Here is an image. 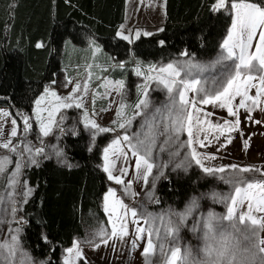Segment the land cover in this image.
Returning a JSON list of instances; mask_svg holds the SVG:
<instances>
[{"label": "snow or ice", "instance_id": "1", "mask_svg": "<svg viewBox=\"0 0 264 264\" xmlns=\"http://www.w3.org/2000/svg\"><path fill=\"white\" fill-rule=\"evenodd\" d=\"M230 9L231 24L227 30L226 38L220 45L221 54L208 65L194 63L192 60H173L167 64L149 65L144 68L137 66L135 75L144 78V83L137 85L138 102L131 105L133 114L125 115L126 105L121 102L116 111L117 119L113 121L123 134L117 133L108 146L103 149V170L107 173L110 181L116 185H122L121 196L117 195V189L109 187L104 195L105 212L112 224L111 232L100 229L98 235L103 237V243L107 244L109 238L123 239L128 233V224L136 225L135 238L131 240L133 249L138 248L139 242L146 239L142 258L145 264H264V180L255 177H246L243 173L257 172L264 176V171L245 167L240 168L233 164L229 166L212 167L206 166L205 161L215 159L214 156L201 153L197 150L206 146L209 135L219 139L225 132H231L240 124L239 109H244L248 114L247 120H252L251 113L257 109L264 111L261 104L264 103V7L257 3L245 2V0H216L211 5L212 12ZM162 31V29H161ZM258 41L255 50L252 51L253 40ZM139 39L141 35H152V33H135ZM123 40H129V36L117 32ZM161 44L164 42L161 41ZM42 45L37 44V47ZM188 56L190 54L183 53ZM231 62L226 71L221 74L219 82L213 83L215 88L205 87L206 81L197 79L194 71L203 73L208 68ZM123 67V65H120ZM154 73V74H153ZM255 73V75H254ZM53 84L56 82L53 81ZM70 83V81H69ZM154 85L153 91L159 90L166 93V100L159 106H154L150 99L149 87ZM115 87L123 92L125 81H116L113 85L107 81L104 87ZM251 89H255L254 96L249 95ZM88 83L77 82L68 96L61 97L56 91L46 87L43 93L34 101L35 120L39 125V132L47 137L52 133L53 126H59L65 119L56 114L61 109L84 108L83 96L78 93H87ZM193 93L191 99L188 94ZM107 94V93H106ZM239 98V103L233 105V101ZM95 97H93V101ZM212 105L226 109L229 115L236 117L234 123L225 120L223 124H210L204 128L202 116H211V113L203 112L197 105ZM44 113H47L44 115ZM93 115L95 113L93 112ZM10 113L0 111V117L7 118ZM143 117L140 130L129 134L133 120ZM260 123L259 120L255 121ZM10 137L8 140L0 139V148L16 154L19 158L13 161L10 155L0 154V178L4 180L5 191L0 192V206L10 203L13 221L21 227L10 228L9 237L0 241V264H33L30 255L21 247L20 234L22 225L26 223L21 217L16 220L17 208L14 202V189L20 185L23 189L21 195L23 202L32 194V188L27 187V182L21 184L20 176L25 167V153L29 156V163L36 164V155L44 152L43 147H33L27 143L20 151V145L13 144L12 138L18 137L17 121L11 120ZM83 124L85 128L95 130V133L115 132L116 128L101 127L94 119L90 118L87 110L83 112ZM32 129V123L28 116L23 117L22 130L27 134ZM187 132V140L180 141V133ZM203 133V139L201 134ZM3 136L2 125H0V137ZM160 136H165L163 145L159 151L164 152L172 144L177 145L176 151H170L169 163L181 155L179 148H186L182 160L175 165L185 171L193 164L198 166L205 175L219 179L228 185L227 193L213 191L212 199L226 206L224 214H217L209 210L202 213L195 221L192 231L198 232L199 244L193 249L190 243L181 244L180 231L188 218L199 209L197 198H192L182 211L169 209L165 213H152L146 210L145 205L139 204L130 207L124 202L123 196L135 197L136 192L132 190V180L125 182L124 177L128 175V167L117 169V161L128 160L129 154L135 158L136 178L142 180L145 185L149 183L153 169L159 172L153 177V182L164 175L159 171L162 165L153 158V150L157 147L156 141ZM178 142V143H177ZM56 155H62L57 152ZM8 165H14L9 173ZM231 169V171H229ZM175 170V169H174ZM114 171L119 174L114 175ZM8 173L7 175H5ZM145 199L159 203L154 199L152 191L146 193ZM137 207L141 210L138 212ZM6 209L0 207V223H4L3 216ZM98 246V245H97ZM82 258V249L79 242L66 249L63 264H77Z\"/></svg>", "mask_w": 264, "mask_h": 264}, {"label": "trees", "instance_id": "2", "mask_svg": "<svg viewBox=\"0 0 264 264\" xmlns=\"http://www.w3.org/2000/svg\"><path fill=\"white\" fill-rule=\"evenodd\" d=\"M245 1L264 7V0ZM215 2L167 0L162 31L131 43L116 35L117 25L125 19L126 0H0V105L9 106L15 116L29 112L60 69L74 71V62L69 60L74 56L61 46L78 31L98 36L112 56L107 64H118L109 66L110 76L128 77L129 85L133 81L130 69L137 61L147 65L191 59L208 65L221 53L231 23L226 10L211 11ZM38 41L43 48L35 47ZM108 139V134H102L90 147L88 134L79 128L61 141L71 165L42 159L25 169L24 179L33 191L19 213L26 221L21 244L36 261L63 264L64 249L77 237L83 238L86 227L108 223L103 199L109 180L101 167ZM164 172L156 185L159 203L151 206L156 210L181 211L194 197L203 202L214 181L197 167L186 171L166 167ZM186 229L182 227L183 235Z\"/></svg>", "mask_w": 264, "mask_h": 264}, {"label": "rangeland", "instance_id": "3", "mask_svg": "<svg viewBox=\"0 0 264 264\" xmlns=\"http://www.w3.org/2000/svg\"><path fill=\"white\" fill-rule=\"evenodd\" d=\"M249 3H254L251 1H245ZM166 3V2H165ZM226 11L230 14L231 10L226 9ZM151 15V18L149 17ZM166 13H165V5L162 6L161 4H156L155 0H140L139 9L136 13L133 11H129L126 26H127V34L130 37L136 40V32L141 33H155L161 31L163 29L165 20H166ZM231 24V23H230ZM230 27V25H229ZM228 27V29H229ZM227 35V33H226ZM142 36V35H141ZM140 36V37H141ZM226 36L224 37V39ZM223 39V40H224ZM131 41V40H130ZM258 41V33L257 37L253 40V47L252 51L255 50V45ZM223 42V41H222ZM133 43V42H132ZM96 51H99V48ZM96 52V53H97ZM221 54V53H220ZM219 54V55H220ZM182 59L180 61H184ZM191 60V59H190ZM231 62H224L221 65H216L213 68H208L203 73L198 71H194V76L197 79H201L206 81L205 87L208 88H215V84L213 83L214 80L219 82L221 79V74L226 71L227 65ZM164 63H156V64H141L137 61V65L131 66V74L133 75L132 84L129 85V78H121L115 79L110 76L112 67H116L118 64L109 65L107 68H100L93 66H79L75 68L74 71H70L68 69H60L56 74V77L52 81H48L44 88L48 87L53 91H56L57 94L61 97L68 96L72 92V88L75 86L77 82L81 83L82 87L85 81L88 83V91L87 93H78V95L83 96L84 108H69V109H61L60 112L56 114V118L59 119L60 115H63L65 119L59 126L54 125L52 133L44 137L39 132V125L35 120V104L33 103V107L29 112H24L19 116H15L9 106L7 105H0V111H7L10 113V116L7 118L0 117V125H2L3 136L0 137L2 140H8L10 137V130L12 127L11 120L16 119L17 121V129H18V137L12 138L13 144L20 145V151H23V146L25 143L31 145L33 147V151L36 147H43L44 152L40 155H36L35 159L39 162L42 159H53L54 161L58 162L59 164L63 165H71V162L67 155L65 154L63 147H62V138L65 134L68 133H75L79 128L84 130L89 136V143L90 147H93L96 144L97 139L102 134H108L109 139L103 146V149L108 146L110 141L116 137L117 133L123 134L124 130L119 129L116 125L113 124V121L117 119L116 111L119 108L121 102L126 105L125 108V115L131 116L133 114V108L131 105H134L138 102V95L137 92V85L144 83L143 77H138L135 75V69L137 66H144L147 68L149 65H161ZM167 64V63H165ZM85 65V64H84ZM122 65V64H120ZM154 74V73H153ZM255 75V73H254ZM123 80L125 81V87L123 92L117 90L115 87L109 86L104 87L107 81H111L114 85L116 81ZM55 81L56 83L53 84L52 82ZM70 81V83H69ZM154 85H150L149 87V95L150 99L153 101L154 106H159L162 102L166 100V93L163 91H153ZM132 91V92H131ZM43 93V91H42ZM41 93V94H42ZM107 93V94H106ZM40 94V95H41ZM256 94L255 89H251L249 95L254 96ZM39 95V96H40ZM194 94L189 93V99L192 98ZM38 96V97H39ZM37 97V98H38ZM93 97L95 100L93 101ZM36 98V99H37ZM239 103V98L233 101V105H237ZM198 108H202L203 112L211 113L212 115L209 116H202L201 119L204 121L202 125L204 128H209L210 124L214 125L216 123L223 124L225 120L229 122L235 121L236 117L229 115L226 109H221L218 107H213L212 105H197ZM261 108H264V103L261 104ZM87 110L89 113L90 118L94 119L95 122L100 125L101 127H108V128H116L115 132H108V133H95V130L91 128H85L83 124V112ZM93 112L95 115H93ZM47 113H44L46 115ZM246 115H248L244 109H239V119L240 124L239 126L234 129L233 131L225 132L223 136L220 138L214 139V135H219V132H215L209 135V140L206 141L205 147H200L197 145V150L201 153H205L211 156H214L215 159L211 161H205L206 166L212 167H219V166H229V165H237L240 168L245 167H252L257 168L264 171V111L257 109L251 113L253 119L247 120ZM28 116L31 123L32 129L25 134L22 130L23 126V117ZM143 120V117H136L133 120L131 128L128 129L129 134L137 132L140 130V123ZM259 120L260 123H256L255 121ZM187 132L184 131L180 133L179 140L186 141L187 140ZM166 139L165 136H160L157 141V147L153 150V158L156 162L167 165V168L171 170L181 169L176 168L175 165L179 163L186 148H179L181 155L175 157L172 163H169V152L176 151L177 145L172 144L171 147L167 148L166 151L161 152L159 148L163 145L164 140ZM201 139H203V133L201 134ZM178 143V142H177ZM103 149H102V163L101 167L103 169ZM57 152L62 153V155H56ZM0 154L3 155H10L13 161H16L19 157L14 153H9L8 150L0 148ZM25 167L22 169V173L20 176L21 184L27 182V187L32 188L28 181L24 179V171L27 167L32 166L33 164L29 163V156L25 153L24 157ZM117 169L120 167H128V175L124 177L125 182L128 180H132V190L137 193L135 197H127L123 196L121 198L124 199V202L128 204L130 207H136L139 204H143L146 207V210L152 213H165L169 209L164 210H156L155 208L151 207L154 202H150L145 199L146 193L149 191L153 192L154 199L156 198V185L160 179H162L163 175L156 179L153 182V177L159 174L156 168L153 169L152 176L149 177V183L147 185L144 184L142 180L136 178L135 172V158L129 154L128 160H120L117 161ZM197 167L193 164L190 168ZM165 168L162 167L159 171L165 173ZM188 168V169H190ZM14 169V165H8L9 173ZM187 169V170H188ZM200 169V168H199ZM174 170V171H175ZM201 170V169H200ZM202 171V170H201ZM231 171V169H229ZM6 173L5 175H7ZM107 174V173H106ZM119 174L118 172L114 171V175ZM203 176H207L203 173ZM246 177H255L257 180H264V176H261L257 172L251 173H243ZM109 180V179H108ZM109 187H113L117 189V195L121 196L122 192V185H116L114 181L109 180ZM108 187V189H109ZM230 190L229 186L221 182L219 179H214L211 189L203 199V202L198 200L199 209L193 214V216L189 217L187 222L185 223L184 227L187 228L186 235L180 231V238L181 244L184 243H194L196 246L199 244V240L197 239L196 232L192 231V226L196 220H198L202 213H206L209 210L216 212L217 214H224L226 212V206L223 203L215 202L212 197L211 193L213 191L220 192V193H227ZM5 191L4 180L0 178V192ZM23 189L20 185H17L14 189V202L15 207L18 209L15 216L16 220H19L21 217L19 213L21 212L22 205L24 204L23 200L24 197L21 195ZM108 191V190H107ZM28 199V198H27ZM188 203V202H187ZM186 203V204H187ZM103 206L105 210V202L103 199ZM6 209V212L3 216L5 220L4 223H0V241L5 240L9 237V229L21 227V225L12 222L13 217L11 214V207L10 203H5L2 206ZM183 207L181 211L184 209ZM141 209L137 207V211L139 212ZM107 217L109 214L106 212ZM100 229H104L106 232L110 233L112 229V224L109 221L106 225H101L97 228H90L86 227L85 236L83 238L77 237L73 244L69 247H72L74 243L79 242V246L82 249V258L77 261V264H145L144 259L142 258L143 248L146 244V239L141 240L139 242V246L136 249L132 248L131 240L135 238L136 234V225L129 223L128 224V235L125 236L123 239L120 238H109L108 243L105 244L102 242L104 239L103 237L99 236L98 233ZM199 234V233H198ZM261 237L264 238V232H261ZM20 244H21V234H20ZM193 246V249H195ZM98 245V246H97ZM22 249L24 252L28 253L33 261V264H45L46 261H36L33 259L29 251L24 249L21 244ZM67 247V248H69ZM64 249L62 254V262L63 257L66 255V249ZM153 264H156V260L154 259Z\"/></svg>", "mask_w": 264, "mask_h": 264}, {"label": "crops", "instance_id": "4", "mask_svg": "<svg viewBox=\"0 0 264 264\" xmlns=\"http://www.w3.org/2000/svg\"><path fill=\"white\" fill-rule=\"evenodd\" d=\"M166 2V3H165ZM156 4H161L162 6L165 5V13L167 15V0H155ZM140 0H126V7H125V19L122 23H119L117 25V32H122L123 35H127V26L126 21L128 17V13L131 9L134 13H136L139 9ZM151 18V15L149 16ZM166 17V16H165ZM166 22V20H165ZM165 25V24H164ZM117 35V33H116ZM143 36V35H142ZM145 36V35H144ZM121 38L120 36H117ZM135 37H129V42H134L133 39ZM122 39V38H121ZM131 40V41H130ZM37 44L42 45L41 47H37ZM44 44L42 41H38L36 43V48H43ZM63 48V52L65 51V48H68L70 53H72V56L69 60H72L74 62L71 66V68H77L79 66H93L94 68L100 67V68H107L109 66L107 64V59L111 60V53L107 52L104 49L103 44L101 43L100 39L97 35L89 33L87 31H78L75 33L74 36H67L64 39L63 45L61 46ZM99 48V51L97 52V49ZM97 52V53H96ZM73 58V59H72ZM82 63V64H77ZM85 64V65H84Z\"/></svg>", "mask_w": 264, "mask_h": 264}, {"label": "built area", "instance_id": "5", "mask_svg": "<svg viewBox=\"0 0 264 264\" xmlns=\"http://www.w3.org/2000/svg\"><path fill=\"white\" fill-rule=\"evenodd\" d=\"M136 65H137V63L134 62V66H136ZM143 67L145 68V65Z\"/></svg>", "mask_w": 264, "mask_h": 264}]
</instances>
